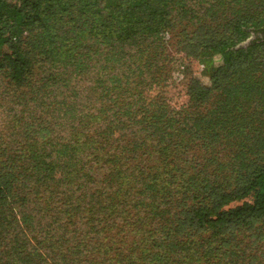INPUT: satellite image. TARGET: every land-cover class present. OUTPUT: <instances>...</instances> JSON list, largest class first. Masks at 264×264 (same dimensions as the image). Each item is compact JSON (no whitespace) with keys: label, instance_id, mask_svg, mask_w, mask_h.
<instances>
[{"label":"trees","instance_id":"trees-1","mask_svg":"<svg viewBox=\"0 0 264 264\" xmlns=\"http://www.w3.org/2000/svg\"><path fill=\"white\" fill-rule=\"evenodd\" d=\"M0 76V264H264V0H0Z\"/></svg>","mask_w":264,"mask_h":264},{"label":"rangeland","instance_id":"rangeland-1","mask_svg":"<svg viewBox=\"0 0 264 264\" xmlns=\"http://www.w3.org/2000/svg\"><path fill=\"white\" fill-rule=\"evenodd\" d=\"M24 20V16L23 15H19L17 16L16 19V23L17 25H20L21 22ZM43 21H45L47 23L46 27L44 29L38 27L36 28L32 33L33 37L36 39V33H41L43 31H45L44 33H50L51 35L56 34L57 36H59V38L61 37V32L59 31V27L61 25H64V28H69L71 26V29H66L69 32H76L77 29L80 30V27L74 25L72 22L69 23H65V18H60V20H57V16H46L43 18ZM185 23V22H184ZM77 24V22H76ZM176 29H173L171 31H167V32H163L161 34H159V38L160 41L164 42V50H165V54L162 55V59H161V64L163 66V68H165L164 71H167L166 76H168L166 79L168 80L167 85H166V96L168 98H170L172 103H176L179 104L183 101H185L187 99L186 95H185V87L184 84L182 82V80L179 79V75L177 73L178 69H174L173 67V61L175 60V50L176 48L174 47V45L176 44V38H178V32L180 30V26L177 25V27H175ZM179 29V30H178ZM40 34V35H41ZM190 66L191 69L193 70V75L196 76L201 82H203L204 84L208 83V76L202 71L203 66L200 63L199 60L195 59L190 61ZM0 82L3 83V86H6V80L0 76ZM1 93L4 94V96L7 97V100H11V94L6 93L7 91H5V89H0ZM5 92V93H4ZM5 99H0V103L2 101H4ZM3 114L0 113V120L3 121ZM6 119L8 120L9 117H6ZM10 121V119H9ZM1 127V126H0Z\"/></svg>","mask_w":264,"mask_h":264},{"label":"water","instance_id":"water-1","mask_svg":"<svg viewBox=\"0 0 264 264\" xmlns=\"http://www.w3.org/2000/svg\"><path fill=\"white\" fill-rule=\"evenodd\" d=\"M248 42V40H246L245 42L242 43V45H245Z\"/></svg>","mask_w":264,"mask_h":264}]
</instances>
